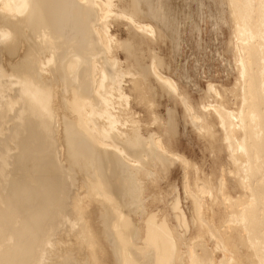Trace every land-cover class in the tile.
Listing matches in <instances>:
<instances>
[{
    "label": "bare ground",
    "instance_id": "1",
    "mask_svg": "<svg viewBox=\"0 0 264 264\" xmlns=\"http://www.w3.org/2000/svg\"><path fill=\"white\" fill-rule=\"evenodd\" d=\"M221 2L237 109L204 102L210 83L196 114L156 47L169 0H0V264H264V0ZM165 97L216 163L226 153L238 196L213 173L191 180ZM177 165L183 234L149 190Z\"/></svg>",
    "mask_w": 264,
    "mask_h": 264
},
{
    "label": "rangeland",
    "instance_id": "2",
    "mask_svg": "<svg viewBox=\"0 0 264 264\" xmlns=\"http://www.w3.org/2000/svg\"><path fill=\"white\" fill-rule=\"evenodd\" d=\"M169 2L170 18L172 17V20L170 19L172 23L168 26L170 37L156 45L167 64L163 70L164 73L179 83L195 106L196 114L200 113L198 107L201 97L206 96L210 83H215L218 91L210 92L204 102L219 104L220 100L214 96L217 93H223V96L225 95L228 99L227 106L236 110L237 105L234 104L236 102L235 72H230L227 67L231 62L233 63L228 52L232 26L224 22L223 16L227 17L228 14L225 13L221 0H169ZM120 29L119 34L126 38L127 27L123 26ZM167 98L169 97L161 98L163 101L161 112L165 114L167 106L176 107L179 134L174 140V147L191 159V165L188 166L191 180L197 169L202 175L211 176L213 173L214 182L218 183L220 178H224L228 183L227 193L229 192L234 197L238 196L240 191L227 188L231 186L233 172L227 161L226 153L223 154V159L221 158L223 161L216 163L214 155L206 149L202 132L195 130L191 121L184 122V105L180 102L175 104L174 99L168 100ZM158 100H160L159 97L155 98V103H158ZM143 107L141 110L145 108ZM142 113L144 112L141 111V115L137 114L139 118L140 116L144 118ZM152 127L156 129V124ZM172 169L170 184L163 171L159 170L158 179L149 190L152 193L157 192L160 197L156 201V205L162 208L158 212L160 221L171 224L176 233L183 234L187 223H191L192 203L185 192L181 166L177 165ZM160 187L161 190L158 191ZM149 196L151 194L148 193L146 199ZM188 235L191 237V234L187 233V237Z\"/></svg>",
    "mask_w": 264,
    "mask_h": 264
}]
</instances>
